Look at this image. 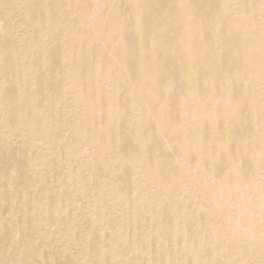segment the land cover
<instances>
[{
  "label": "bare ground",
  "instance_id": "6f19581e",
  "mask_svg": "<svg viewBox=\"0 0 264 264\" xmlns=\"http://www.w3.org/2000/svg\"><path fill=\"white\" fill-rule=\"evenodd\" d=\"M121 1L0 0V264H264V0Z\"/></svg>",
  "mask_w": 264,
  "mask_h": 264
},
{
  "label": "rangeland",
  "instance_id": "374dc122",
  "mask_svg": "<svg viewBox=\"0 0 264 264\" xmlns=\"http://www.w3.org/2000/svg\"><path fill=\"white\" fill-rule=\"evenodd\" d=\"M123 5H124L123 2H122L121 0H118V6L122 7ZM126 25H127V20L125 19V21H124V26H126ZM124 31H125V28H124ZM3 42H4V41H3ZM51 45L53 46V45H54V42H52ZM108 53H109V52H108ZM36 55H39L40 57L42 56V55H40L39 52H37V53L35 52V54H34V58H36ZM83 56H86V58L88 59V61H91L92 59H91L90 49H86V50L83 52ZM114 61H116L115 58H114ZM40 69H41V68L37 66V67H35L34 71L37 73V72H39ZM48 75H49L50 80H51L52 82H56V81H58V79H59V73H58V72H55V71L49 70ZM7 79H8V80L5 81V83H6V87L12 86V85H13V81L11 80L10 76H8ZM3 82H4V80L1 81V84H2ZM121 83H122V80H120V84H121ZM37 94H38V98L41 100L42 93H40V89H38ZM119 95H120L121 97L123 96V92H122V90H120ZM128 105H129L128 103L125 104V109H126L127 111H128L129 108H130V106H128ZM147 113H148V117L150 118V120H151V119L154 120V117H153L151 111L149 110V111H147ZM117 126H118V132H119L120 135L123 136V135L128 134L129 137L132 136V133H131L130 131H128L126 125L123 123L122 120L118 121ZM153 133H154L153 135L158 136V138H160V140H161V142L163 143V145L167 148V159L165 160L164 156H162V155H156V159H158L160 162L166 163V165H168V169H169L170 171H171V170H176V161H175V160H177V157H176V154H175L174 150H173L172 147L169 145L167 139L164 138V137H162L163 134H162V132H161L160 130H156V131H154ZM147 149H148V147H147ZM145 151L148 152L147 150H145ZM148 153H149V152H148ZM214 153H216L215 150H214ZM149 154H150V153H149ZM150 155H151V154H150ZM207 168H208V167H207L206 165H203L201 170H206ZM213 170H214V173H215V174H219V173L221 172L222 169H221V167H214ZM214 177H215V176H214ZM12 184H13V183H12ZM26 188H28V187H26ZM21 197H22V196H18V198H17L16 200L21 199ZM27 197H29V195H28Z\"/></svg>",
  "mask_w": 264,
  "mask_h": 264
}]
</instances>
